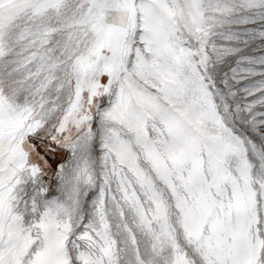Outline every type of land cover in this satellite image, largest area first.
<instances>
[{
  "label": "snow or ice",
  "instance_id": "6c2138e0",
  "mask_svg": "<svg viewBox=\"0 0 264 264\" xmlns=\"http://www.w3.org/2000/svg\"><path fill=\"white\" fill-rule=\"evenodd\" d=\"M0 264H264V0H0Z\"/></svg>",
  "mask_w": 264,
  "mask_h": 264
}]
</instances>
